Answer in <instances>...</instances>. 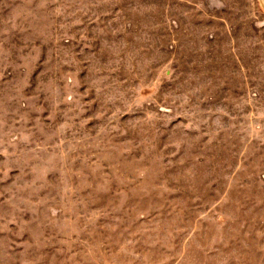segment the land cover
<instances>
[{"label": "rangeland", "instance_id": "rangeland-1", "mask_svg": "<svg viewBox=\"0 0 264 264\" xmlns=\"http://www.w3.org/2000/svg\"><path fill=\"white\" fill-rule=\"evenodd\" d=\"M0 264H264L255 0H0Z\"/></svg>", "mask_w": 264, "mask_h": 264}, {"label": "crops", "instance_id": "crops-1", "mask_svg": "<svg viewBox=\"0 0 264 264\" xmlns=\"http://www.w3.org/2000/svg\"><path fill=\"white\" fill-rule=\"evenodd\" d=\"M258 8V13L264 17V0H255Z\"/></svg>", "mask_w": 264, "mask_h": 264}]
</instances>
